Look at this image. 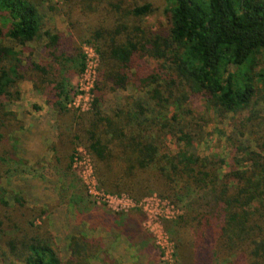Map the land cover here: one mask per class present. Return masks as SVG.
I'll use <instances>...</instances> for the list:
<instances>
[{
  "label": "trees",
  "instance_id": "1",
  "mask_svg": "<svg viewBox=\"0 0 264 264\" xmlns=\"http://www.w3.org/2000/svg\"><path fill=\"white\" fill-rule=\"evenodd\" d=\"M42 6L67 31L48 28ZM157 12L167 20L158 28L146 21ZM34 41L45 60L24 56ZM86 47L96 56L89 102L74 108L71 81L86 71ZM258 71L264 0H0V264H116L102 239L84 234L71 236L62 260L49 223L62 205L79 222L124 236L139 255L153 249L141 217L90 198L75 168L81 151L100 190L136 201L156 194L179 210L163 223L177 264H264V117L250 125L244 116L254 79L264 75ZM24 80L56 119L49 158L31 166L10 142L24 126L8 108ZM128 87L144 91L151 105L126 96L107 110L109 93ZM228 113L239 135L252 126L257 150L237 147L230 164L191 152L203 141L202 126ZM38 169L57 178L53 204L29 206L23 192L1 186Z\"/></svg>",
  "mask_w": 264,
  "mask_h": 264
},
{
  "label": "rangeland",
  "instance_id": "2",
  "mask_svg": "<svg viewBox=\"0 0 264 264\" xmlns=\"http://www.w3.org/2000/svg\"><path fill=\"white\" fill-rule=\"evenodd\" d=\"M152 1L157 5L163 3V0ZM40 11L44 14L48 28L57 31H67L61 16L51 13L45 6L40 7ZM146 21L158 28L160 25L165 24L167 20L161 12H157L147 16ZM89 48H86L87 73L75 76L71 81L75 93L69 106L74 108H87L88 106V80L95 65L94 52ZM30 53H32L31 58L33 60L43 61L46 59L42 53V42L40 41L27 43L23 54L27 57ZM258 72L263 73L261 71ZM253 85L255 94L248 105L247 112L244 114V116L253 120L250 125L254 123V120L264 117V75L256 76ZM19 89V99L11 102L8 108L19 114L24 126L20 131H13L10 134V142L15 146L18 156L26 160L28 165L31 166L42 158H49L48 146L56 137V119L51 107L46 105L43 97L34 90L30 81H21ZM126 96H130L146 106L151 105L144 91L128 87L124 91L116 90L109 93L105 108L108 110L116 106ZM234 118L235 115L228 113L222 119L214 118L203 125L201 131V134H203L201 139L203 141L200 144L195 142L190 151L202 153L203 155L219 156L227 164H230V158L237 147L257 150L255 137L247 133L252 129V126L244 127L248 131L241 136L238 133V128H236L237 122ZM263 128L261 127L258 133L264 134ZM75 168L87 185L90 198L97 205L105 206L109 210L118 213H136V217L142 218L143 228L151 234L153 249H150L146 254L142 253L139 255L136 248L131 246L124 236L100 227H89V224L76 220L74 211L70 206L62 205L56 207L49 217L50 229L54 235L62 260H66L69 257L68 244L71 236L84 234L88 237L102 239L111 263L177 264L173 243L163 227L165 220L172 219L179 214V210L176 207L167 199L160 198L156 194L145 196L136 201L126 194L115 195L100 190L96 184L91 163L83 151H81ZM40 173V169L31 172L27 170L18 176L4 178L1 186L6 189L23 192L29 206L53 204L56 199L57 178L48 174L43 177ZM90 264L102 263L99 258H93L90 260Z\"/></svg>",
  "mask_w": 264,
  "mask_h": 264
},
{
  "label": "built area",
  "instance_id": "3",
  "mask_svg": "<svg viewBox=\"0 0 264 264\" xmlns=\"http://www.w3.org/2000/svg\"><path fill=\"white\" fill-rule=\"evenodd\" d=\"M87 48V47H86ZM89 48V47H88ZM89 49H91V48H89ZM95 55V54H94ZM96 66V56H95V65H94V67ZM94 67H93V69H94ZM87 69V68H86ZM93 69L91 70V74H90V79L88 80V90H89V88L91 87V83H92V79H93ZM87 71V70H86ZM85 71V73L84 74H82V75H85L87 72Z\"/></svg>",
  "mask_w": 264,
  "mask_h": 264
}]
</instances>
